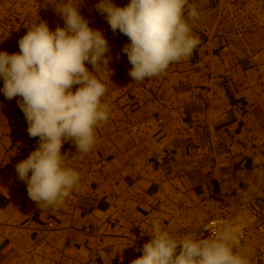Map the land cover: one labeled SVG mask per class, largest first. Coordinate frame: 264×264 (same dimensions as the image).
I'll return each mask as SVG.
<instances>
[{
  "label": "crops",
  "instance_id": "obj_1",
  "mask_svg": "<svg viewBox=\"0 0 264 264\" xmlns=\"http://www.w3.org/2000/svg\"><path fill=\"white\" fill-rule=\"evenodd\" d=\"M68 2L110 45L108 65L93 73L106 88L109 119L89 152L63 144L65 166L81 179L62 204L43 210L15 168L39 137L28 135L20 97L6 99L0 84V264H131L154 221L168 232L195 222L200 232L220 212L213 196L237 188L262 192L254 211L264 222V57L239 53L225 33L190 27L199 39L191 56L135 82L122 51L130 41L96 10L100 0H0V51L18 53L19 39L44 21L64 27L58 12Z\"/></svg>",
  "mask_w": 264,
  "mask_h": 264
},
{
  "label": "clouds",
  "instance_id": "obj_2",
  "mask_svg": "<svg viewBox=\"0 0 264 264\" xmlns=\"http://www.w3.org/2000/svg\"><path fill=\"white\" fill-rule=\"evenodd\" d=\"M95 8L113 32L128 37L130 43L122 51L135 82L164 74L170 63L190 57L199 43L185 19L186 10L189 19L199 15L188 0H130L124 7L100 0ZM78 9L71 2L64 4L58 12L64 27L52 31L44 21L19 39L18 53L0 51L2 92L8 100L20 97L17 103L28 135L39 137L38 147L15 166L16 172L29 198L43 210L62 204L81 179L65 166L63 144L71 141L77 152H89L96 141L95 128L109 119L108 105L101 103L106 88L93 73L101 64L108 65L110 45ZM74 85H79L75 92ZM253 163L260 165L262 158ZM203 231L211 234L178 239L154 221L143 254L131 264H250L246 254L234 251L242 236L238 225L210 221Z\"/></svg>",
  "mask_w": 264,
  "mask_h": 264
},
{
  "label": "rangeland",
  "instance_id": "obj_3",
  "mask_svg": "<svg viewBox=\"0 0 264 264\" xmlns=\"http://www.w3.org/2000/svg\"><path fill=\"white\" fill-rule=\"evenodd\" d=\"M193 1L199 15L194 20L187 16L190 27L225 33L239 53L264 57V0ZM198 227L180 221L170 232L200 234Z\"/></svg>",
  "mask_w": 264,
  "mask_h": 264
},
{
  "label": "built area",
  "instance_id": "obj_4",
  "mask_svg": "<svg viewBox=\"0 0 264 264\" xmlns=\"http://www.w3.org/2000/svg\"><path fill=\"white\" fill-rule=\"evenodd\" d=\"M216 1V0H213ZM3 79L0 78V84ZM129 104L133 102L128 100ZM160 123L162 120L159 121ZM171 153L168 157H172ZM263 197L262 192L250 193L240 188L230 193L219 192L213 196L219 202V214L209 216L203 221L200 227L201 234L206 238L211 233L203 231L204 225L210 221H226L238 225L242 236L239 245L234 251L242 252L250 259V264H264V222L263 219L254 211L257 200ZM52 227V225H50ZM223 225H220L222 227Z\"/></svg>",
  "mask_w": 264,
  "mask_h": 264
}]
</instances>
